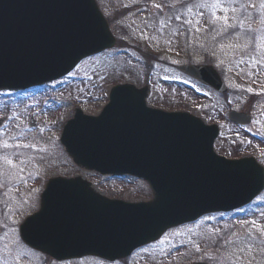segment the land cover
I'll return each instance as SVG.
<instances>
[{"label":"water","instance_id":"1","mask_svg":"<svg viewBox=\"0 0 264 264\" xmlns=\"http://www.w3.org/2000/svg\"><path fill=\"white\" fill-rule=\"evenodd\" d=\"M114 40L94 0H0V89L62 77ZM180 69L223 92L215 71ZM109 96L96 117L76 109L60 138L64 151L86 171L143 178L153 199L108 200L81 176L51 178L39 210L19 227L32 249L57 260L121 257L169 226L249 202L264 187L263 169L252 158L233 161L214 153L216 125L147 108L146 88L116 85ZM229 119L246 124L249 116L231 111Z\"/></svg>","mask_w":264,"mask_h":264},{"label":"rangeland","instance_id":"2","mask_svg":"<svg viewBox=\"0 0 264 264\" xmlns=\"http://www.w3.org/2000/svg\"><path fill=\"white\" fill-rule=\"evenodd\" d=\"M97 1L116 36L113 50L83 59L70 74L39 89L16 95L0 92V118H4L0 128V264H48L23 244L19 226L28 213L38 208V193L50 177L80 175L107 196L129 200L149 197V190L139 187L135 181L106 184L101 176L76 167L59 141L75 107L95 116L108 101L109 90L118 83L142 85L149 81L152 91L148 105L169 112L183 110L206 123H218L220 136L214 144L218 154L234 157L252 153L264 165V90L233 86L221 97L194 82V89L185 88L183 84L174 83V79L183 77L170 63L164 62L170 58V52L179 55L194 51L197 46L209 50L210 54L217 37L222 38L225 49H233L234 53L242 42L239 36H225V23L230 19L228 0L208 4V7L198 0ZM156 2L159 7L150 6ZM261 45L262 52L264 43ZM231 52H225L231 65L235 60L243 64L235 53V58L230 56ZM254 58L264 60L262 56ZM241 69L245 75L250 73L247 67ZM147 72L150 73L148 80L144 79ZM166 78H171V82L164 83ZM255 94L257 101L249 104L247 97ZM229 108L252 111L251 126L245 130L234 128L226 121ZM32 118L37 121L33 128L30 127ZM252 221L257 227H253ZM187 231L195 244L215 246L224 264H264V209L238 222H230L220 215L209 217L186 229L169 231L158 245L166 246L172 239L186 236ZM183 248V243H177L172 250ZM204 248L188 252L181 260L188 255H198ZM160 252L155 246L152 258L161 257ZM148 253L146 250L134 264L153 263ZM95 260L78 264L100 263Z\"/></svg>","mask_w":264,"mask_h":264},{"label":"flooded vegetation","instance_id":"3","mask_svg":"<svg viewBox=\"0 0 264 264\" xmlns=\"http://www.w3.org/2000/svg\"><path fill=\"white\" fill-rule=\"evenodd\" d=\"M220 0H208V3L214 4L219 3ZM227 3V13L230 19H227L225 26L227 27V32L225 36L228 38L239 36V41L242 44L237 47L238 49H234V53L239 56L237 58L240 61H244L243 64L241 62H237L235 60L234 65H231V61L226 59L228 56L227 51L231 52L229 49L224 48L222 38L217 37L214 42V50L212 53H208L209 50L201 49L200 47H195L196 49L190 50L189 52L182 53V61L178 64H174L171 61H165L167 64L170 63L172 66L176 67L179 64H204V65H212L213 69L217 71L220 78L227 87L231 88L233 86H238L244 88L250 86L252 89L264 90V60L256 61L254 57L264 58V47L262 52L259 50L262 48L264 43V0H228ZM219 51V54H218ZM233 51L230 56L234 57ZM235 58V57H234ZM259 60V59H258ZM238 64H241L238 68ZM247 67L250 71L248 75H245V72L242 71V67ZM244 74H242V73ZM187 78V76H186ZM238 78L241 80H236ZM188 79V78H187ZM203 85V84H202ZM204 87L211 89L210 87L203 85ZM243 88V89H244ZM212 90V89H211ZM240 127V126H238ZM244 212L249 210V207L246 206ZM242 211L239 209L238 211L233 213H239ZM229 212V213H232ZM153 245V244H150ZM200 248V247H198ZM198 248L187 249V251L182 252L180 257H173V262L167 261L168 264H191V263H210V264H222L218 262L217 253L214 246L209 248H204L198 255L185 256L183 260L181 257L188 254L190 251H196ZM145 249H137L134 251L133 256L129 258H124L120 260H115L113 262H109L106 260H101L99 258L93 257L98 260L101 264H134L135 261L142 255ZM215 250V251H214ZM150 257V256H149ZM91 260V259H90ZM95 260V261H96ZM89 261V259H88ZM97 262V261H96ZM98 263V262H97ZM98 263V264H100Z\"/></svg>","mask_w":264,"mask_h":264},{"label":"snow or ice","instance_id":"4","mask_svg":"<svg viewBox=\"0 0 264 264\" xmlns=\"http://www.w3.org/2000/svg\"><path fill=\"white\" fill-rule=\"evenodd\" d=\"M249 91H251V89H249ZM5 146H7V145H5ZM8 163H9V164H12L11 161H8ZM251 223H252L253 227H257V225L255 224V221H252ZM26 226H27V224L25 225V227H26Z\"/></svg>","mask_w":264,"mask_h":264}]
</instances>
